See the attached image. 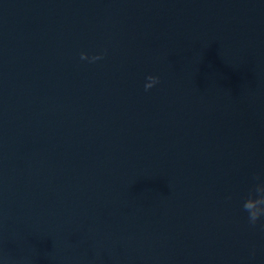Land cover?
Here are the masks:
<instances>
[{"label":"water","instance_id":"1","mask_svg":"<svg viewBox=\"0 0 264 264\" xmlns=\"http://www.w3.org/2000/svg\"><path fill=\"white\" fill-rule=\"evenodd\" d=\"M260 182L264 0H0V264H264Z\"/></svg>","mask_w":264,"mask_h":264},{"label":"clouds","instance_id":"2","mask_svg":"<svg viewBox=\"0 0 264 264\" xmlns=\"http://www.w3.org/2000/svg\"><path fill=\"white\" fill-rule=\"evenodd\" d=\"M105 53H96L89 55L87 52L80 53L82 61L94 63L103 58ZM159 76L149 74L144 84L145 91L153 88L159 83ZM243 210L247 213V219L250 225L255 226L258 221L264 217V182L257 183L249 190L243 202ZM264 226V225H262Z\"/></svg>","mask_w":264,"mask_h":264}]
</instances>
